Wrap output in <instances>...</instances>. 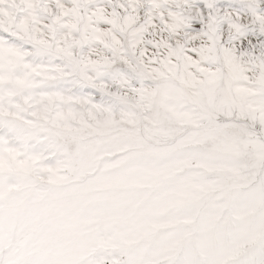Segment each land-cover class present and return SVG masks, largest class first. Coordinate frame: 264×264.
<instances>
[{
    "label": "snow or ice",
    "instance_id": "snow-or-ice-1",
    "mask_svg": "<svg viewBox=\"0 0 264 264\" xmlns=\"http://www.w3.org/2000/svg\"><path fill=\"white\" fill-rule=\"evenodd\" d=\"M0 264H264V0H0Z\"/></svg>",
    "mask_w": 264,
    "mask_h": 264
}]
</instances>
